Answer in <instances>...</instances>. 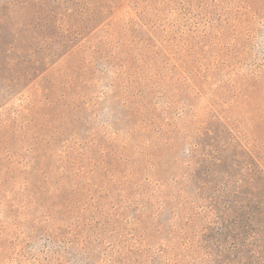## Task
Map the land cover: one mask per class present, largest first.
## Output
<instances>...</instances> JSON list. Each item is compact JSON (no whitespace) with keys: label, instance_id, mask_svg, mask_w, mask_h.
<instances>
[{"label":"rangeland","instance_id":"rangeland-1","mask_svg":"<svg viewBox=\"0 0 264 264\" xmlns=\"http://www.w3.org/2000/svg\"><path fill=\"white\" fill-rule=\"evenodd\" d=\"M0 264H264V0H0Z\"/></svg>","mask_w":264,"mask_h":264}]
</instances>
